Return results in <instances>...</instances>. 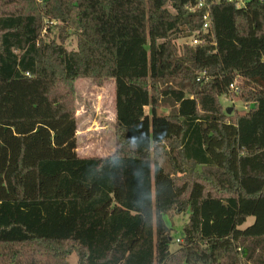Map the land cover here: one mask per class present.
I'll list each match as a JSON object with an SVG mask.
<instances>
[{
  "label": "trees",
  "instance_id": "16d2710c",
  "mask_svg": "<svg viewBox=\"0 0 264 264\" xmlns=\"http://www.w3.org/2000/svg\"><path fill=\"white\" fill-rule=\"evenodd\" d=\"M40 1L0 15V264H264V0ZM79 79L114 80L111 156L78 154Z\"/></svg>",
  "mask_w": 264,
  "mask_h": 264
},
{
  "label": "rangeland",
  "instance_id": "374dc122",
  "mask_svg": "<svg viewBox=\"0 0 264 264\" xmlns=\"http://www.w3.org/2000/svg\"><path fill=\"white\" fill-rule=\"evenodd\" d=\"M40 0H33V2H14L7 4H0V15L33 13L36 5ZM57 22L47 23L43 36H48V40L55 39L59 43V31L55 28ZM52 27L51 33L48 31ZM188 39H181L176 42L179 49L187 45L192 47ZM65 47L69 51L77 49V39L75 36L69 38L65 43ZM240 84V83H239ZM165 85L161 84L160 88L163 89ZM221 104L227 110L228 108L235 110H244L242 103L233 100H226L225 97L220 99ZM162 107L164 102H161ZM76 108L77 116L79 119L78 131V154L82 158L94 157H108L111 156L116 150V131H115V84L114 80L106 82L103 86H98L89 79H79L76 81ZM150 109H147L149 112ZM169 109H161L160 112L164 114L169 113ZM165 150V149H164ZM161 151L160 155L164 152ZM189 219L188 213L168 214L164 216V222L172 230V237L174 240L181 239L183 229L187 225ZM254 223V218L248 219L246 224L242 227L245 229ZM177 245H172V250L175 251ZM69 264H77V256L73 255L69 258Z\"/></svg>",
  "mask_w": 264,
  "mask_h": 264
},
{
  "label": "built area",
  "instance_id": "2783aa9c",
  "mask_svg": "<svg viewBox=\"0 0 264 264\" xmlns=\"http://www.w3.org/2000/svg\"><path fill=\"white\" fill-rule=\"evenodd\" d=\"M196 1H197V5L195 7L189 8L190 12H195L196 10H200V9L209 10L210 6L207 4L206 0H196ZM228 2L235 3L237 8H242L245 6L244 0H228ZM204 20H205L204 29L208 30L211 26V18H210L209 12H207V14L205 15ZM192 43L193 45L201 44V42L198 40H193ZM230 91H231L230 93H237L239 91V88L237 87L236 84H234V85H231ZM225 99L228 100L227 97H225ZM176 242L181 243L182 240L177 239Z\"/></svg>",
  "mask_w": 264,
  "mask_h": 264
},
{
  "label": "water",
  "instance_id": "95a60500",
  "mask_svg": "<svg viewBox=\"0 0 264 264\" xmlns=\"http://www.w3.org/2000/svg\"><path fill=\"white\" fill-rule=\"evenodd\" d=\"M232 111H233V109L228 108V109H227V114H228V115H231V114H232Z\"/></svg>",
  "mask_w": 264,
  "mask_h": 264
}]
</instances>
